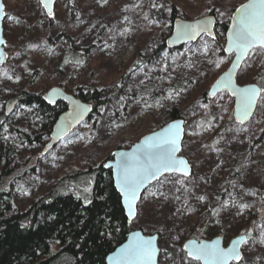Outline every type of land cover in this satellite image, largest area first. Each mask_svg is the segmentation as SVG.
Listing matches in <instances>:
<instances>
[{
  "label": "rangeland",
  "instance_id": "374dc122",
  "mask_svg": "<svg viewBox=\"0 0 264 264\" xmlns=\"http://www.w3.org/2000/svg\"><path fill=\"white\" fill-rule=\"evenodd\" d=\"M246 1L58 0L49 17L39 0H3L9 58L0 67V111L4 105L7 111L12 94L22 89L46 95L61 87L73 94L81 86L88 93L101 90L105 100L91 120L47 154L43 150L50 135L42 144L18 138V130L41 129L42 120L34 108L17 103L6 124L8 140L17 143L18 159L37 156L40 162L36 172L11 183L15 204L26 207L65 172L106 163L115 150L129 149L171 121L177 108L185 121L180 154L193 174H168L152 184L132 229L160 232V264H193L184 250L189 239L221 236L227 246L243 234L248 241L240 264H264V220L255 223L263 212L264 93L253 118L239 124L228 92L208 95L233 59L221 53L216 39L205 35L180 49L160 50L174 10L175 20L214 14L223 22ZM68 35L87 61L63 64ZM262 78L264 54L246 60L236 80L260 85ZM86 189L76 194L84 203L92 192Z\"/></svg>",
  "mask_w": 264,
  "mask_h": 264
},
{
  "label": "trees",
  "instance_id": "16d2710c",
  "mask_svg": "<svg viewBox=\"0 0 264 264\" xmlns=\"http://www.w3.org/2000/svg\"><path fill=\"white\" fill-rule=\"evenodd\" d=\"M176 10L171 14L172 23ZM172 23L163 33L161 51L169 49L166 37L172 31ZM229 23L228 19L217 24L215 39L221 53H224ZM66 44L63 64L87 61L86 52L79 50L69 35ZM151 59L150 56L146 60ZM259 83L264 88V79ZM73 94L93 104L89 120L105 104L99 89L88 93L78 86ZM12 95L13 101L34 108L42 120L41 129L34 130L35 133L29 129L18 130V138L22 142L42 144L44 135L51 134L56 120L67 110V104H49L44 92L27 89ZM8 117L4 105L0 111V264H106L107 256L132 230L111 169L104 167L106 163L102 162L65 172L42 196L24 208L19 207L13 199L11 183L36 172L40 161L37 156L18 159L17 143H10L6 134ZM171 118H180L177 108L172 110ZM86 188H92L88 203L76 195L81 189L88 190ZM261 196L263 212L257 215L255 223L264 220V193Z\"/></svg>",
  "mask_w": 264,
  "mask_h": 264
},
{
  "label": "snow or ice",
  "instance_id": "6c2138e0",
  "mask_svg": "<svg viewBox=\"0 0 264 264\" xmlns=\"http://www.w3.org/2000/svg\"><path fill=\"white\" fill-rule=\"evenodd\" d=\"M45 7H48L47 2ZM153 7L156 5L154 4ZM2 8L3 5L0 4V10ZM211 24L212 21L207 19L194 24H178L176 38L190 40L201 34H207L214 40ZM0 43L3 41L0 40ZM204 50L208 51L207 44ZM225 51L230 54L235 53L236 61L232 69L217 81L214 91L222 86L236 97L237 118L243 123L252 115L261 93H264V88H257L254 84L238 86L234 73L241 67L242 62L252 56L264 54V0H248L237 9V14L232 17V28L228 33V47ZM88 110L86 106L77 104L70 114V120L79 122L84 112ZM182 123V121L173 122L161 131L145 137L132 152L113 154L119 157L114 165L117 170V187L125 200L131 218H135V205L140 199L139 193L147 184L160 181V177L165 173L181 172L188 175L187 161L177 157L183 131ZM104 167L111 168L113 165L105 164ZM155 241L154 236H143L140 232H134L129 242L113 257H109V260L111 264H156L157 253L160 250ZM243 243H246V240L239 238L233 240L230 247L225 248L221 246L219 238L211 242L192 240L184 245V250L193 264H240L244 258L240 251Z\"/></svg>",
  "mask_w": 264,
  "mask_h": 264
},
{
  "label": "water",
  "instance_id": "95a60500",
  "mask_svg": "<svg viewBox=\"0 0 264 264\" xmlns=\"http://www.w3.org/2000/svg\"><path fill=\"white\" fill-rule=\"evenodd\" d=\"M42 7L44 8L46 14L49 16V17H52L53 14H54V6L56 4V2L58 0H39ZM48 3V7H45V3ZM248 0L246 2H244L243 4L247 3ZM0 4L3 5V8L2 10H0V40L3 41V43H0V67H2L7 61H8V58H9V55L5 49V45H6V39H5V36H4V21L7 17V14H6V11H5V4L3 2V0H0ZM241 4V5H243ZM240 5V6H241ZM240 6H238L235 11L233 12L231 18H230V23H229V28L227 30V33H226V45H225V48H224V51L225 49L228 47V33L231 31V28H232V17L235 16L237 14V9L240 8ZM210 20L212 21V24H211V30H212V33L214 34L215 38H216V28H217V24H218V20H217V17L214 15V14H209V15H206L204 17H201V18H198V19H195V20H184V19H181V18H178L176 19L174 22H173V28H172V32L171 34L169 35V37L166 39V45L169 49L171 50H177V49H180L182 47H184L185 45L187 44H190V43H195L197 42L199 39H201L203 36H208L209 38L212 39V36H209L207 34H201L199 36H196L195 38L193 39H180V40H177L176 38V35H177V25L178 24H194L196 23L197 21H202V20ZM225 53L227 55H233V59L231 61V64L230 66L228 67V69L222 73L216 80L215 82L211 85L209 91H208V95L210 97H216L219 93H222V92H228L230 94V96L232 98L235 99V108H234V118L236 120L237 123L239 124H242V125H245L247 124L254 116L255 112H256V108H257V103H256V106L255 108L253 109V112H252V115L250 117H248L247 119L244 120L243 123L240 122V120L237 118V101H236V97L233 96L231 94L230 91H228L226 88H223L222 86L219 88V90H215L214 91V86L216 85L217 81L222 77L224 76L226 73L229 72L230 69H232L233 67V63L236 61V55L235 53H228L227 51H225ZM245 62V61H244ZM241 63V67L243 65V63ZM241 67L237 70H235V73H234V79L236 80V77H237V74L238 72L240 71ZM237 82V80H236ZM254 85H256L257 88H261L260 85L256 84V83H252ZM238 86H247V85H239L237 83ZM262 94V93H261ZM45 99L46 101L49 103V104H57L58 102H64L67 104V110L65 112H63L59 117L58 119L56 120L53 128H52V131H51V134H50V140L49 142L46 144V146L44 147V150L43 152L45 154L49 153L52 149H54L61 141H63L66 137H68L75 129H77L79 126H81L82 124H84L85 122H87L89 120V118L91 117V115L93 114V104L90 103V102H87L79 97H77L76 95H73L69 92H67L66 90H64L63 88L61 87H54V88H51L47 91L46 95H45ZM259 100V99H258ZM54 101V102H53ZM79 104L80 106H86L89 110L84 112L82 118L79 120V122H74V121H71L70 120V114L73 113L76 105ZM17 105V101H13L9 104L8 108H7V114L10 115L14 109V107ZM178 121H182V133H181V139H180V151L177 153V157L178 158H183L184 160L187 161L188 165H189V169H188V175H184L183 173L181 172H175V173H165L162 177H164L165 175H168V174H179V175H182L186 178H189L192 174H193V167L191 165V163L189 162V160L182 156L180 153L182 151V144H183V141L185 139V121L182 119V118H176V119H172L171 121H169L168 123H166L165 125H163L162 127H160L159 129L143 136L139 141H137L136 143H134L129 149H117L115 150L113 153H112V158L106 162V164H112L113 167L109 168L111 169L112 171V176H113V180H114V185H115V188L116 190L119 192V194L121 195L118 187H117V170L116 168L114 167V165L116 164L117 160L119 159L118 156H115L113 155L114 153H120V152H132L135 148V146L137 144H140L145 137H148V136H151L153 135L154 133L156 132H159L161 131L162 129L166 128L169 124L173 123V122H178ZM67 125V127H66ZM162 177H160V179H162ZM155 182L157 181H152L151 183L147 184V186L141 190V192L139 193V196H140V199L136 202V205H135V212H136V215H135V218L137 217V214H138V205L141 201V198L143 196V194L146 192V190L152 185L154 184ZM121 198H122V204H123V207H124V210H125V215L127 216L128 220L129 221H132L134 220L135 218H131L129 216V210H128V207L125 203V200L123 198V196L121 195ZM134 232H140L141 235L143 236H154L156 237V246L158 247V249L160 250L158 253H157V257H156V264H160L159 262V259H160V255H161V249L159 247V240H160V234L159 233H153V234H146L142 229H132L128 236H127V239L121 244L119 245L118 247H116L106 258V264H111V261L109 260V257H113L118 251L120 248H122L125 244H127L129 242V240L131 239L132 237V234ZM220 239L221 240V246L222 247H230L231 246V243L233 240H236V239H239V238H242L244 240H246V243L248 241V236L246 234H243V235H239V236H236L235 238H233L229 244L227 246L224 245V239L223 237L221 236H217V237H214L213 239L211 240H206V239H201V240H197V239H189L185 244H187L189 241H192V240H197V241H206V242H211L213 240H216V239ZM246 243H243L241 246H240V251L243 255V246L246 244ZM186 252V251H185Z\"/></svg>",
  "mask_w": 264,
  "mask_h": 264
},
{
  "label": "built area",
  "instance_id": "2783aa9c",
  "mask_svg": "<svg viewBox=\"0 0 264 264\" xmlns=\"http://www.w3.org/2000/svg\"><path fill=\"white\" fill-rule=\"evenodd\" d=\"M26 196H29V194H28V193H26Z\"/></svg>",
  "mask_w": 264,
  "mask_h": 264
}]
</instances>
